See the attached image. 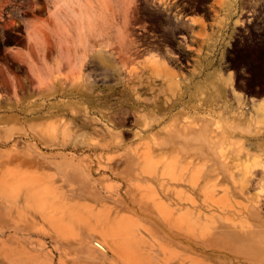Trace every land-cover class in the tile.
Returning a JSON list of instances; mask_svg holds the SVG:
<instances>
[{"label":"rangeland","instance_id":"1","mask_svg":"<svg viewBox=\"0 0 264 264\" xmlns=\"http://www.w3.org/2000/svg\"><path fill=\"white\" fill-rule=\"evenodd\" d=\"M186 1L114 0L116 55L76 41L77 1L0 0V264H264L163 168L184 122L262 100L264 0Z\"/></svg>","mask_w":264,"mask_h":264},{"label":"bare ground","instance_id":"2","mask_svg":"<svg viewBox=\"0 0 264 264\" xmlns=\"http://www.w3.org/2000/svg\"><path fill=\"white\" fill-rule=\"evenodd\" d=\"M74 1L78 3V9L72 11L76 41L83 45H101L104 50L118 55L115 51L123 45L113 39L116 34H108V30L102 32L117 19L114 0ZM183 18L191 22L201 19L189 14ZM58 20L62 26L64 20L60 14ZM32 29L29 34L42 35L37 26ZM75 53L77 57L78 52ZM213 78L214 74H209L205 83ZM201 86L204 84L197 86L201 97H211ZM234 94L239 101L244 98L240 90ZM257 102L260 103L253 101L250 108L243 102L208 107L206 115H196L195 119L184 122L177 134L174 155L163 161L166 173L178 182L187 181L192 190L203 196L210 210L202 218L205 220L203 234L215 235L221 243L250 241L264 245V96ZM149 164L152 166L151 162ZM183 212L179 216L180 224L187 218V213ZM197 218L201 216L198 214ZM197 258H190L189 264H209Z\"/></svg>","mask_w":264,"mask_h":264},{"label":"flooded vegetation","instance_id":"3","mask_svg":"<svg viewBox=\"0 0 264 264\" xmlns=\"http://www.w3.org/2000/svg\"><path fill=\"white\" fill-rule=\"evenodd\" d=\"M174 1V0H173ZM177 4H178V7H182V6H186V5H189V2L188 1H186V0H178V2H177ZM208 4V3H207ZM151 33V32H150ZM149 39H154V37H150Z\"/></svg>","mask_w":264,"mask_h":264},{"label":"crops","instance_id":"4","mask_svg":"<svg viewBox=\"0 0 264 264\" xmlns=\"http://www.w3.org/2000/svg\"><path fill=\"white\" fill-rule=\"evenodd\" d=\"M210 3H212V4L215 3V0H211ZM208 4H209V3H208ZM189 15H191V16H192V15H194V16H198V15H196V14H194V13H191V14H189ZM210 21H211V20H210Z\"/></svg>","mask_w":264,"mask_h":264}]
</instances>
